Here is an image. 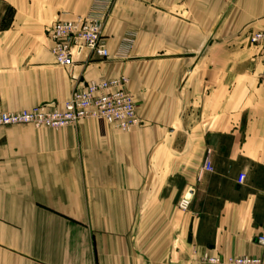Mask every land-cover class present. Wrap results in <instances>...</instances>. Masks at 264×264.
Returning a JSON list of instances; mask_svg holds the SVG:
<instances>
[{"label": "crops", "instance_id": "crops-1", "mask_svg": "<svg viewBox=\"0 0 264 264\" xmlns=\"http://www.w3.org/2000/svg\"><path fill=\"white\" fill-rule=\"evenodd\" d=\"M94 1L0 0V113L60 110L74 88L123 76L140 120L128 132L93 119L0 130V264L261 256L264 54L242 38H196L194 12L231 11L220 31L255 33L264 0H112L108 58L82 50L58 66L47 29Z\"/></svg>", "mask_w": 264, "mask_h": 264}, {"label": "built area", "instance_id": "built-area-1", "mask_svg": "<svg viewBox=\"0 0 264 264\" xmlns=\"http://www.w3.org/2000/svg\"><path fill=\"white\" fill-rule=\"evenodd\" d=\"M111 2L95 0L85 16L73 21H56L47 29L46 34L52 42L50 50L58 66H71L74 55L82 50L100 59L108 58L102 31ZM249 43L264 54V30L253 33ZM127 44L130 45L129 42ZM261 80L264 82V72ZM127 87L128 80L123 76L80 85L74 88L62 109L37 106L19 112L0 113V126L29 125L36 129L59 130L93 119L115 131L128 132L139 126L140 120L136 113V103ZM203 169L206 172L212 171L208 159L204 161ZM244 179V175H239L237 183L243 184ZM186 206V202L180 205L182 209H186ZM255 243L263 248L261 256L222 257L205 252L195 264H264V234L257 236Z\"/></svg>", "mask_w": 264, "mask_h": 264}, {"label": "rangeland", "instance_id": "rangeland-1", "mask_svg": "<svg viewBox=\"0 0 264 264\" xmlns=\"http://www.w3.org/2000/svg\"><path fill=\"white\" fill-rule=\"evenodd\" d=\"M179 1H185V0H179ZM198 1L200 2L201 0H194V2H198ZM163 2H164V6H166L167 4L169 5L171 1L170 0H163ZM109 9H110V7H109ZM109 9H108V12H109ZM108 12H107V15H108ZM163 12H164V14H167V15L172 14V16L175 18L179 17V19L183 18V17H181V15H184V17L186 16L185 13L180 12V11L179 12H177V11L170 12L168 10L167 11L164 10ZM225 13H226V15L228 17V21H229V17H231V14H232L231 11L220 12L218 10H211V11L203 12V11L196 10L194 12V14H195L194 18H195L196 38H198V37H200V38H202V37H204V38H242V40H247L248 45L251 46L249 43V38L253 34L252 32L242 30L238 34H232V33H229L228 29L226 30V33L220 31V23H221V21L223 22L225 20V16H224ZM222 15H223V17L221 18ZM204 24L206 27L203 26ZM8 128H27V129H32V130H42V129H36V128L29 126V125H16V126H11V127L0 126V130L8 129Z\"/></svg>", "mask_w": 264, "mask_h": 264}]
</instances>
